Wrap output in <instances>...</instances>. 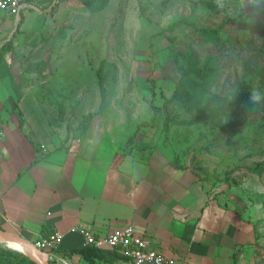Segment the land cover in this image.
<instances>
[{
  "label": "rangeland",
  "instance_id": "rangeland-1",
  "mask_svg": "<svg viewBox=\"0 0 264 264\" xmlns=\"http://www.w3.org/2000/svg\"><path fill=\"white\" fill-rule=\"evenodd\" d=\"M62 1L71 56L84 70L79 83L70 81L74 94L58 98L64 105L41 106L44 117L78 140L93 144L105 131L125 153L161 152L190 168L214 203L252 225L253 259L264 264V173L255 171L264 165V16L254 14L264 0H107L96 11L87 4L101 0ZM43 41L35 47L48 48ZM49 61L28 57L19 83H38L46 95ZM188 71H210L211 81L183 88L185 105L166 104L182 77L193 78ZM240 83L259 99L243 123L224 131Z\"/></svg>",
  "mask_w": 264,
  "mask_h": 264
},
{
  "label": "crops",
  "instance_id": "crops-1",
  "mask_svg": "<svg viewBox=\"0 0 264 264\" xmlns=\"http://www.w3.org/2000/svg\"><path fill=\"white\" fill-rule=\"evenodd\" d=\"M63 3L25 0L17 17L0 11V47L11 43L4 55L11 78L0 75V230L29 243L61 234L53 264H84L67 255L82 246L71 228L105 236L126 225L176 264H257L252 225L214 203L190 168L161 152L125 153L105 131L93 144L89 136L78 140L63 122L44 117L41 106L55 105L52 112L64 105L58 98L74 94L70 81L79 83L84 70L78 55L71 58ZM44 38L48 48H36ZM44 56L52 85L46 95L38 83H19V74H27L21 64Z\"/></svg>",
  "mask_w": 264,
  "mask_h": 264
},
{
  "label": "trees",
  "instance_id": "trees-1",
  "mask_svg": "<svg viewBox=\"0 0 264 264\" xmlns=\"http://www.w3.org/2000/svg\"><path fill=\"white\" fill-rule=\"evenodd\" d=\"M107 0H101L98 3H91L87 6L92 10H100L104 8ZM255 15L264 16V9L257 10L254 12ZM201 34L207 36V38H212V33L201 31ZM11 47V43L7 42L0 47V75H8V65L4 58V55ZM189 76H193V78L182 77L180 81L175 86V89L172 95L168 100H165L166 104L173 103L176 104V101H180L185 105L187 99L183 100V88H191V84L196 78L203 79L206 81H211V72H202L196 71L195 74H192L191 71L187 72ZM199 76V77H197ZM10 77V76H9ZM11 78V77H10ZM255 100L253 97H249L247 94V90L244 83H240L236 87V92L232 96V112L228 116L226 120V124L223 127L224 131L229 130L232 127L238 126L240 123H243L247 118L248 113L251 109L252 101ZM183 105V106H184ZM168 119V117H167ZM165 121V120H164ZM167 122V121H166ZM164 123V127L166 128L167 123ZM167 129V128H166ZM258 173H264V165L255 169ZM43 237H46L44 235ZM68 256H77L80 258L84 264H94L96 262L102 264H126V260L119 256V254L114 249L109 248H94L91 246H80L78 248H73L67 251ZM0 259L5 260L9 264H35L31 260H29L25 255L21 253H17L11 250L7 251L0 248ZM49 264H53L52 261H48Z\"/></svg>",
  "mask_w": 264,
  "mask_h": 264
},
{
  "label": "built area",
  "instance_id": "built-area-1",
  "mask_svg": "<svg viewBox=\"0 0 264 264\" xmlns=\"http://www.w3.org/2000/svg\"><path fill=\"white\" fill-rule=\"evenodd\" d=\"M25 7V0H0V11L17 17ZM70 233L82 238V246L114 249L126 264H176V260L166 258L151 248L150 240L130 225L116 228L105 236H95L84 228L73 227ZM62 235L54 232L37 238L30 244L47 255L48 261L55 259V252L61 243ZM60 261V260H59ZM62 264H66L61 261Z\"/></svg>",
  "mask_w": 264,
  "mask_h": 264
},
{
  "label": "water",
  "instance_id": "water-1",
  "mask_svg": "<svg viewBox=\"0 0 264 264\" xmlns=\"http://www.w3.org/2000/svg\"><path fill=\"white\" fill-rule=\"evenodd\" d=\"M4 242H13V243H16L18 245H21L23 247L33 250L35 253L40 255V262H37L36 260L30 257H27V258L31 260L32 262H34L35 264H49L46 253L36 250L29 242L20 238L19 236L0 230V243H4Z\"/></svg>",
  "mask_w": 264,
  "mask_h": 264
},
{
  "label": "bare ground",
  "instance_id": "bare-ground-1",
  "mask_svg": "<svg viewBox=\"0 0 264 264\" xmlns=\"http://www.w3.org/2000/svg\"><path fill=\"white\" fill-rule=\"evenodd\" d=\"M3 244L6 245L8 248L16 251V252H19V253L25 255L26 257H30V258L36 260L37 262H40V255H38L37 253H35L31 249H28L26 247H23L21 245L13 243V242H4Z\"/></svg>",
  "mask_w": 264,
  "mask_h": 264
},
{
  "label": "clouds",
  "instance_id": "clouds-1",
  "mask_svg": "<svg viewBox=\"0 0 264 264\" xmlns=\"http://www.w3.org/2000/svg\"><path fill=\"white\" fill-rule=\"evenodd\" d=\"M253 99L258 100V99H259V95L256 94V93H254V94H253Z\"/></svg>",
  "mask_w": 264,
  "mask_h": 264
}]
</instances>
